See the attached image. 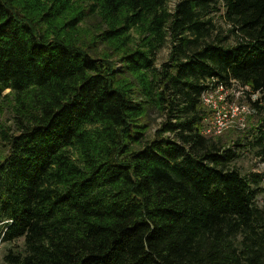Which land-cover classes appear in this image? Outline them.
I'll return each instance as SVG.
<instances>
[{"label":"trees","instance_id":"1","mask_svg":"<svg viewBox=\"0 0 264 264\" xmlns=\"http://www.w3.org/2000/svg\"><path fill=\"white\" fill-rule=\"evenodd\" d=\"M167 4L0 0L5 264H264V0ZM235 83L258 125L205 136Z\"/></svg>","mask_w":264,"mask_h":264},{"label":"rangeland","instance_id":"2","mask_svg":"<svg viewBox=\"0 0 264 264\" xmlns=\"http://www.w3.org/2000/svg\"><path fill=\"white\" fill-rule=\"evenodd\" d=\"M181 0H168V9L173 12L177 6V4ZM214 25L219 28L227 31L228 27L223 19V10L218 13H215L211 16ZM90 23H83L80 27V32L85 35V33L90 34ZM86 36V35H85ZM171 51V41L168 37L166 40L165 45L160 49L156 56V67L159 68L163 63L167 62L169 59ZM260 95L258 97H262ZM214 102L215 107L207 108L209 111L212 112L211 118L209 123L214 120L215 115L218 112H221L223 116L226 118V127L224 128L221 135L223 137L230 138H238L240 136H246L248 131L251 130L253 127L257 126L260 118L253 113H249L252 110L249 99L250 95L247 94V90H242L240 87H234L232 90L224 91L221 93L214 92ZM253 101L257 99V96H252L251 98ZM0 107H2L0 105ZM245 107V110L239 109V111H235V108ZM0 143H1V131L6 130L8 127H13L14 120L13 115L9 111H5L0 108ZM153 117L155 118L156 115L154 114ZM161 118H157V124L161 122ZM156 129V125L152 126V130L150 135L154 133ZM219 135V136H221ZM0 145V150H1ZM238 166L241 168L243 172H258L264 174V165L259 162L258 159L252 154L248 153L245 155L238 162ZM259 205L264 208V194L259 197L258 200ZM5 251L4 248H0V264H5L4 261Z\"/></svg>","mask_w":264,"mask_h":264},{"label":"built area","instance_id":"3","mask_svg":"<svg viewBox=\"0 0 264 264\" xmlns=\"http://www.w3.org/2000/svg\"><path fill=\"white\" fill-rule=\"evenodd\" d=\"M234 87H240V86H238L235 83L234 86H233V88ZM232 89H226L223 86H219L215 90H210V91L204 93L203 96H202V103H203V105L206 108L215 107V102H214V97H213L214 96V92L221 93V92H224V91L227 92V91L232 90ZM241 89L242 90H247V92H249V88L248 87L241 88ZM239 109H241V110L244 109L245 110V107H242V108L236 107L235 108V111H239ZM249 113H253V110L249 111ZM226 122H227V120L223 116V114H221V112H218L215 115L214 120L209 123L208 127L205 129V131L203 132V134L205 136H219V135H221L222 132H223V130H224V128L226 127Z\"/></svg>","mask_w":264,"mask_h":264}]
</instances>
